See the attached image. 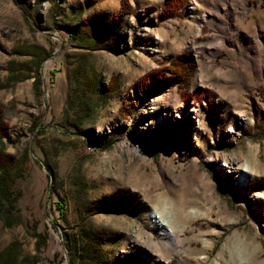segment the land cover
Here are the masks:
<instances>
[{"label":"rangeland","instance_id":"obj_1","mask_svg":"<svg viewBox=\"0 0 264 264\" xmlns=\"http://www.w3.org/2000/svg\"><path fill=\"white\" fill-rule=\"evenodd\" d=\"M174 3L0 0L5 152L25 156L0 250L35 256V227L39 264H70L65 236L94 248L75 264H264V0ZM181 56L188 83L147 86Z\"/></svg>","mask_w":264,"mask_h":264},{"label":"trees","instance_id":"obj_2","mask_svg":"<svg viewBox=\"0 0 264 264\" xmlns=\"http://www.w3.org/2000/svg\"><path fill=\"white\" fill-rule=\"evenodd\" d=\"M183 0H175L173 12L170 13L171 17H175L176 10L179 9L182 5ZM177 2H180V4H177ZM123 13L129 14V9L123 8ZM167 15V14H163ZM75 32H72L71 35H74ZM37 49L35 47L28 48L26 50H23L22 55H28L32 58V70L37 71L39 68V65L42 60L45 59V57L48 55L47 52L42 49ZM170 73L172 74L171 77H164L165 74L161 75L159 71H153L150 72L146 78H144V82H147V86L156 85L158 87V90L161 91L162 87H165L166 85L175 84V85H184L188 83L189 79L191 78V75L194 71V62L190 57L187 56H181L171 62L170 64ZM23 70V69H21ZM23 71H25L26 74L23 76V78L27 79L30 77L31 69L26 68ZM15 72L14 69H11L10 71ZM16 73V72H15ZM11 75V77L7 80V84H0V90L4 87L8 86V83H12L19 80V76ZM35 81H39L38 79H34ZM36 85V83H35ZM166 86V87H167ZM160 88V89H159ZM6 126L4 122V109L2 104L0 103V217L5 220V224L7 227H11L12 225L16 224L17 218L15 216H11L9 213V207H12L9 204H5V202H9L10 195H11V186L12 184L21 176L23 170H24V163H25V156L19 158L18 160H14L11 155L7 154L5 152V144L4 139L6 138ZM100 201H96L95 207L96 209H101L99 206ZM59 205V204H57ZM116 208H107L106 213L109 212H115ZM59 217H62L61 212L59 213ZM37 229L34 227L35 237L38 239L37 242H35V251L36 255L33 257L25 256L22 253V247L21 244L18 241H12L10 242L6 247L2 248L0 250V264H39L40 262V252L41 248L45 246L46 238L44 235H41L40 233L36 232ZM63 245L67 249L72 250L73 254V260H71L70 264H75L76 257H79V260L82 261V263H85L90 252L94 249L93 246H90L88 248H83L82 246L78 245V242L69 236H65V239L63 238ZM96 250V249H95Z\"/></svg>","mask_w":264,"mask_h":264},{"label":"bare ground","instance_id":"obj_3","mask_svg":"<svg viewBox=\"0 0 264 264\" xmlns=\"http://www.w3.org/2000/svg\"><path fill=\"white\" fill-rule=\"evenodd\" d=\"M247 157H248V160L249 161H252V152L250 151V150H248L247 151ZM221 161L222 162H220V164H219V167L221 168V170H222V172H230V174H231V176L234 178V175H235V173L237 172V163H230V162H228L227 160H222L221 159ZM222 163V164H221ZM226 165H230V167H226ZM234 165V166H233ZM236 165V166H235ZM226 168H228V169H226ZM225 170H227V171H225ZM247 177L248 176H250L251 175V171H249V172H247L246 174H245ZM165 223L166 222H164V224L162 223V222H158V225L161 227V228H163L164 226H165ZM167 228V227H166ZM163 231V230H162ZM165 231V235H167L168 237H170V234H172V232L171 233H169L170 231H167V230H164ZM166 236V237H167ZM239 248V247H238ZM236 256V260H234L235 257ZM241 256V255H240ZM239 256V253L236 251V250H232L231 249V261H233V262H235V264L236 263H238V262H240L241 261V257ZM245 257H248L247 255L245 256ZM234 258V259H233ZM232 262V263H233Z\"/></svg>","mask_w":264,"mask_h":264},{"label":"water","instance_id":"obj_4","mask_svg":"<svg viewBox=\"0 0 264 264\" xmlns=\"http://www.w3.org/2000/svg\"><path fill=\"white\" fill-rule=\"evenodd\" d=\"M69 264V262H67Z\"/></svg>","mask_w":264,"mask_h":264}]
</instances>
